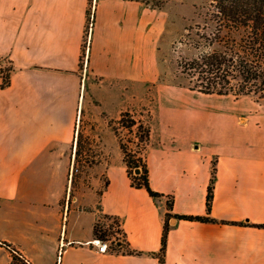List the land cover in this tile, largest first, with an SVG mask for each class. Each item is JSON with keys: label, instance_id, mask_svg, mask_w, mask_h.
<instances>
[{"label": "crops", "instance_id": "crops-1", "mask_svg": "<svg viewBox=\"0 0 264 264\" xmlns=\"http://www.w3.org/2000/svg\"><path fill=\"white\" fill-rule=\"evenodd\" d=\"M88 6L89 0H0V74L3 62L11 66L10 84L0 88V243L13 244L32 264H159L154 253L166 200L131 185L108 122L147 102L128 94L112 109L100 94L107 79H145L150 20L159 8L96 0L82 69ZM156 86L160 106L151 109L147 153L152 187L174 195L175 213L205 215L216 159L211 215L264 224V104ZM77 137L86 145L81 156L96 163L90 181L75 188ZM99 202L120 216L142 254L101 249L94 236ZM0 251L11 264L10 251ZM165 264H264V227L176 219Z\"/></svg>", "mask_w": 264, "mask_h": 264}, {"label": "trees", "instance_id": "trees-1", "mask_svg": "<svg viewBox=\"0 0 264 264\" xmlns=\"http://www.w3.org/2000/svg\"><path fill=\"white\" fill-rule=\"evenodd\" d=\"M151 4L149 0H143ZM153 8H161L154 4ZM208 20L214 24V29L201 36L211 45L220 47L201 53L194 59H182L180 67L182 73L189 79L188 88L203 94H216L220 96L232 95L235 99L242 96H252L257 102L264 100V0H209ZM209 27V26H208ZM11 69V68H10ZM9 69V70H10ZM10 84V73L3 77L0 88ZM151 116V112H150ZM119 138L123 159L127 167V174L131 185L135 188H143L153 198H166L167 211L165 214L164 229L161 249L154 253L158 257L159 264H165L168 236L173 222L176 219L224 223L233 225H254L264 227V224H250L244 221L219 220L211 215L214 187L217 176V161H213L212 176L208 186L206 201V214H178L174 209V195L155 190L150 182V168L147 150L151 142L152 128L149 120L137 118L131 109H125L118 119H108ZM118 125L121 126L118 127ZM137 127L136 148L130 146L131 139H125L120 129L125 128L132 133ZM86 145L78 138L76 148V163L80 162V156ZM89 165L96 163V159H86ZM140 168V173L135 170ZM108 181H106L107 185ZM74 187L77 184L74 181ZM101 197L103 190H100ZM98 220L94 226L95 239L107 242L111 234L115 237L114 247L108 245L107 249L123 254H142L135 249L127 239L120 216L107 214L103 211L101 203L97 206ZM113 219L118 230L114 226L108 228L101 222V218ZM122 234L123 238L116 235ZM11 253V264H32L13 244L1 242Z\"/></svg>", "mask_w": 264, "mask_h": 264}, {"label": "rangeland", "instance_id": "rangeland-1", "mask_svg": "<svg viewBox=\"0 0 264 264\" xmlns=\"http://www.w3.org/2000/svg\"><path fill=\"white\" fill-rule=\"evenodd\" d=\"M95 1L96 0H89L88 12L90 6ZM149 1L151 7L154 6V4H159L161 8L157 11L152 10L150 20V60H147L145 63V79L141 80L134 78L130 84H126L125 81L119 79H107L104 87L100 90V94L112 109L117 108L124 99V96L128 94H134L137 99L144 98L147 104L136 107L134 115L146 121L149 120L151 109L160 106V102L153 98V94L157 91L156 85H175L188 88L189 79L186 74L182 73L180 61L182 59L197 58L203 52L220 47L218 44L211 45L208 41L201 38L205 33H209L214 29V24L208 20L207 11L209 0ZM80 65L83 69L84 60L82 57ZM10 68L11 66L8 61L3 62L2 75H0L4 77L9 74ZM0 82H3V79H0ZM260 102L264 104V100ZM118 127L121 128L120 125H118ZM136 131L137 127L133 129L132 133L125 128L120 129L121 135L125 139L133 140V142L130 143V146L133 148H136L138 139ZM87 151L89 154L94 152L91 150ZM84 157V155L80 156V162L76 163L74 181L77 187L80 185L81 181H86L87 183L90 181L89 164L85 161ZM87 158L92 157L87 156ZM164 199L166 200V198ZM101 222L106 228L113 225V230H118L117 224L113 219L102 217ZM116 235L123 238L122 234L116 233ZM108 238V241L104 243H106L107 246L114 247L115 237L110 234ZM5 260V253L0 251V264H4Z\"/></svg>", "mask_w": 264, "mask_h": 264}, {"label": "built area", "instance_id": "built-area-1", "mask_svg": "<svg viewBox=\"0 0 264 264\" xmlns=\"http://www.w3.org/2000/svg\"><path fill=\"white\" fill-rule=\"evenodd\" d=\"M95 23H96V1L93 2V4L90 6L87 15V24L85 29V38H84L83 54H82V58L84 60V68H87L89 62V51L91 47L92 33ZM1 79H3V77ZM107 247L108 246L106 243H102L101 245L102 250L107 249Z\"/></svg>", "mask_w": 264, "mask_h": 264}, {"label": "water", "instance_id": "water-1", "mask_svg": "<svg viewBox=\"0 0 264 264\" xmlns=\"http://www.w3.org/2000/svg\"><path fill=\"white\" fill-rule=\"evenodd\" d=\"M140 168H137L136 170H135V172L138 174V173H140Z\"/></svg>", "mask_w": 264, "mask_h": 264}]
</instances>
